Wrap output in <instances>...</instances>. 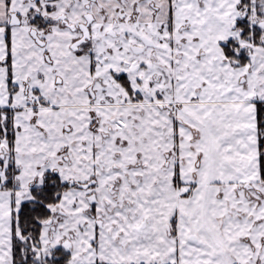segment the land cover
<instances>
[{"label":"snow or ice","instance_id":"1","mask_svg":"<svg viewBox=\"0 0 264 264\" xmlns=\"http://www.w3.org/2000/svg\"><path fill=\"white\" fill-rule=\"evenodd\" d=\"M0 264H264V0H0Z\"/></svg>","mask_w":264,"mask_h":264}]
</instances>
